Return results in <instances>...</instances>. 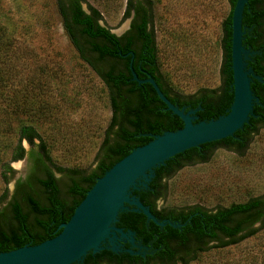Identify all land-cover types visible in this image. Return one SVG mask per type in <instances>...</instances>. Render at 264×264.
<instances>
[{
  "label": "trees",
  "instance_id": "trees-1",
  "mask_svg": "<svg viewBox=\"0 0 264 264\" xmlns=\"http://www.w3.org/2000/svg\"><path fill=\"white\" fill-rule=\"evenodd\" d=\"M83 3L84 0H56L68 40L106 90L110 121L90 169L58 166L50 157L42 136L32 126L20 127L18 145L0 175L5 185L0 196V253L36 246L56 237L60 226L70 220L86 193L116 163L155 137L182 129V121L166 110L149 84L132 80L130 66L139 81L153 79L175 107L184 108L185 112L200 109L196 123L225 116L233 101L231 17L236 0H230L229 15L222 23L219 86L200 88L190 94L173 89L159 70L150 0H127L123 18L131 17V23L120 37L100 25L102 18L96 9L87 5L85 12ZM242 28L245 32L242 46L256 53L250 58L247 69L262 80V83L252 80L250 84L258 105H254L248 123L232 138L171 158L154 170L155 176L147 190L133 193L159 222L184 225L180 229L159 228L147 222L142 214L131 212V208L119 214L116 227L135 233L136 239L148 249L144 264H164L165 260H171L168 264H190L201 253L239 245L264 229V195L212 210L200 206L158 208L155 205L157 201H165L166 182L181 169L207 163L217 150L242 155L252 138L264 129V0H248ZM23 160L28 163L27 173L16 180L9 194L7 186L15 176L11 163ZM256 224L258 227H254ZM184 251L193 255L185 260L179 255ZM154 259L159 262H149ZM141 260V257L104 250L96 255L88 254L81 264L104 261L138 264Z\"/></svg>",
  "mask_w": 264,
  "mask_h": 264
},
{
  "label": "rangeland",
  "instance_id": "rangeland-1",
  "mask_svg": "<svg viewBox=\"0 0 264 264\" xmlns=\"http://www.w3.org/2000/svg\"><path fill=\"white\" fill-rule=\"evenodd\" d=\"M126 2L84 0L82 9H96L100 25L122 36L131 23L123 18ZM150 2L158 67L167 84L182 94L217 88L230 0ZM110 117L106 90L68 40L56 0H0V175L25 125L42 136L58 166L92 168ZM11 167L9 194L28 163ZM166 186L160 207L212 210L263 196L264 129L242 155L217 150L207 163L181 169ZM4 190L0 177V196ZM190 264H264V229L239 245L201 253Z\"/></svg>",
  "mask_w": 264,
  "mask_h": 264
},
{
  "label": "water",
  "instance_id": "water-1",
  "mask_svg": "<svg viewBox=\"0 0 264 264\" xmlns=\"http://www.w3.org/2000/svg\"><path fill=\"white\" fill-rule=\"evenodd\" d=\"M247 2L248 0H236L231 17L233 101L226 115L216 120L196 123V113L200 109L185 112L184 108L175 107L164 97L153 79L139 81L130 66L132 80L138 84H149L166 110L182 121V129L164 133L147 145L133 150L96 181L70 220L60 226L61 231L56 237L36 246L0 253V264H81L88 254L96 255L106 249V245L112 254L126 253L144 257L148 249L135 244V233L124 232L116 227L119 214L130 208L131 212L142 214L147 222H152L159 228L169 226L180 229L184 226L170 221L159 222L133 193L141 189L147 190L155 176L154 170L164 166L171 158L205 144L232 138L248 123L254 105H258V98L253 95L250 84L252 80L260 83L262 80L251 69H247L250 58L256 53L242 46L245 34L242 16ZM129 26L128 23L127 30ZM122 240H126L137 251L122 250ZM141 249L143 253H140Z\"/></svg>",
  "mask_w": 264,
  "mask_h": 264
},
{
  "label": "flooded vegetation",
  "instance_id": "flooded-vegetation-1",
  "mask_svg": "<svg viewBox=\"0 0 264 264\" xmlns=\"http://www.w3.org/2000/svg\"><path fill=\"white\" fill-rule=\"evenodd\" d=\"M130 27V26H129ZM159 202L160 201H157L156 203H155V205L158 207V208H160V206H159ZM256 226H258V224H256L254 227H256ZM123 230V229H122ZM134 239H135V244L136 245H138L139 247H143L142 245H141V242L140 241H138L137 239H136V237L134 236ZM120 247H121V249L122 250H126V249H130V250H132V251H137V249H134V248H132L131 246H130V244L126 241V240H122L121 242H120ZM105 248L106 249H104V250H107V248H108V245H106L105 246ZM143 248H145V247H143ZM103 250V251H104ZM102 251V252H103ZM108 251V250H107ZM110 252V251H109ZM144 251L141 249L140 250V253H143ZM120 254V253H119ZM146 254H147V251L145 252V256H146ZM180 256H182L185 260H188L192 255H193V253H190V252H186L185 253V251L184 252H182V253H180L179 254ZM130 256V255H129ZM145 256L144 257H141V255H139V256H131V257H141L143 260H141L138 264H144L145 262H147V260H144L145 259ZM155 261H158V259H154V260H150L149 262H155ZM159 262V261H158ZM162 262H164V264H168V263H171V260H165V261H162ZM100 264H110V263H108V262H106V261H104V262H101ZM126 264V263H125ZM127 264H129V263H127ZM178 264H181V263H178Z\"/></svg>",
  "mask_w": 264,
  "mask_h": 264
}]
</instances>
